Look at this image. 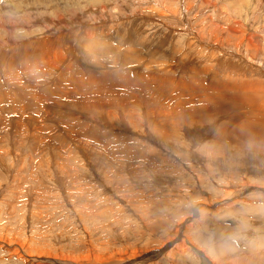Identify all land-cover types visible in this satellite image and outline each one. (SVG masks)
<instances>
[{"label": "rangeland", "instance_id": "1", "mask_svg": "<svg viewBox=\"0 0 264 264\" xmlns=\"http://www.w3.org/2000/svg\"><path fill=\"white\" fill-rule=\"evenodd\" d=\"M263 96L264 0H0V264H264Z\"/></svg>", "mask_w": 264, "mask_h": 264}, {"label": "bare ground", "instance_id": "2", "mask_svg": "<svg viewBox=\"0 0 264 264\" xmlns=\"http://www.w3.org/2000/svg\"><path fill=\"white\" fill-rule=\"evenodd\" d=\"M140 36V35H139ZM189 45V44H188ZM43 46V45H42ZM46 50V49H45ZM188 50V49H187ZM196 57V56H195ZM206 57V56H205ZM203 58H204V56H203ZM207 58V57H206ZM197 59V58H196ZM195 60V59H194ZM192 69V68H191ZM194 69V68H193ZM197 69V68H196ZM195 69V70H196ZM206 70V69H205ZM198 71V70H197ZM200 72V71H199ZM198 72V73H199ZM142 73V72H141ZM197 74V73H196ZM210 78H212V77H210ZM177 80V79H176ZM236 80V79H235ZM211 82V81H210ZM216 84V83H215ZM254 88V87H253ZM249 92V91H248ZM257 92H258V90H257ZM229 93V92H228ZM250 93V92H249ZM248 93V94H249ZM225 94V93H224ZM231 94V93H230ZM251 94V93H250ZM256 93H254L253 95H255ZM259 94V93H258ZM183 95V94H182ZM185 96H187V95H185ZM202 96V95H201ZM260 96V95H259ZM262 96V95H261ZM204 97V96H203ZM221 97V96H220ZM251 97V96H250ZM249 97V98H250ZM264 97V96H263ZM227 98V97H226ZM259 98V97H258ZM186 99V98H185ZM229 99V98H228ZM254 99V98H253ZM200 100H201V98H200ZM262 100V99H261ZM189 101V100H188ZM256 101V100H255ZM264 101V100H263ZM244 102H245V100H244ZM138 103V102H137ZM210 103V102H209ZM208 105V104H207ZM242 105V104H241ZM259 105V104H258ZM201 106V105H200ZM252 106V105H251ZM247 107V106H246ZM259 107V106H258ZM209 108V107H208ZM211 108V107H210ZM189 109V108H188ZM248 109V108H247ZM242 110V109H241ZM250 110V109H249ZM257 110V112H255V113H257L256 115L257 116H260V115H258L259 114V112H263L264 111V109H262V107L261 108H259V109H256ZM194 111V110H193ZM251 111H252V109H251ZM259 111V112H258ZM186 113L188 112V111H185ZM185 112H184V114H185ZM63 113V112H62ZM249 114H251L250 113V111L248 112ZM245 114H247L246 112H245ZM248 115V114H247ZM252 115V114H251ZM263 115V114H262ZM261 115V117H263ZM225 116H227V115H225ZM191 117V116H190ZM193 117V116H192ZM197 117V116H196ZM228 117V116H227ZM250 117V116H249ZM260 117V118H261ZM188 118V117H187ZM242 118V117H241ZM245 118V117H244ZM193 119V118H192ZM163 120V119H162ZM233 120V119H232ZM261 120V119H260ZM264 120V119H263ZM235 121V120H234ZM236 122H238L237 120H236ZM235 122V123H236ZM244 122H248V120H245ZM227 123H228V121H227ZM252 124V123H251ZM243 125V124H242ZM253 125V124H252ZM241 127V126H240ZM239 127V128H240ZM251 127H253V126H251ZM254 127H255V124H254ZM224 128V127H223ZM257 128V127H256ZM258 129V128H257ZM259 129H261L260 127H259ZM237 131L239 130V129H236ZM242 130H243V128H242ZM241 130V131H242ZM246 130V129H245ZM250 130V129H249ZM252 130H254V129H252ZM262 130V129H261ZM264 130V129H263ZM227 131V130H226ZM231 131V130H230ZM234 131V130H233ZM253 132V131H252ZM233 133V132H232ZM238 133V132H237ZM239 133H241V132H239ZM243 133H246V132H243ZM247 133H248V131H247ZM246 133V134H247ZM253 133H255V131L253 132ZM260 133V132H259ZM262 133V132H261ZM245 134V135H246ZM256 134V133H255ZM254 134V135H255ZM258 134V133H257ZM263 135V134H262ZM254 137H256V136H254ZM239 138H240V135H239ZM260 139V138H259ZM262 141H263V139H262ZM259 142V141H258ZM114 143V142H113ZM118 153V152H117ZM243 185V184H242ZM253 185V184H252ZM245 186V185H244ZM237 200V199H236ZM237 202V201H236ZM200 209H202V208H200ZM88 210V209H87ZM200 211V210H199ZM200 213V212H199ZM203 213H204V211H203ZM188 227V226H187ZM186 230H187V228H185ZM185 230V231H186ZM184 235V234H183ZM185 238V237H184ZM188 238H190V237H188ZM185 240H186V238H185ZM190 240V239H189ZM194 240V239H193ZM181 243V242H180ZM180 243H178V245L177 246H179V244ZM186 243V242H185ZM191 243V242H190ZM185 245V244H184ZM186 246V245H185ZM175 247V246H174ZM173 247V248H174ZM184 247V246H183ZM194 247H195V245H194ZM180 248H182V247H180ZM185 248V247H184ZM185 250V249H184ZM263 251V250H262ZM140 252V251H139ZM143 252V251H142ZM181 252V251H180ZM201 252V257L204 259V261H205V264H239L240 263V261H247L248 260V258L246 257L245 259H231L232 261H230V262H226V261H224V262H221V260H214V259H211V258H209L208 256H206L204 253L202 254V251L201 250H199V253ZM135 254H137L138 252L135 250V252H134ZM140 254V253H139ZM172 256V255H171ZM19 258V257H18ZM63 258V257H62ZM237 258V257H236ZM241 258V257H240ZM254 258V257H253ZM218 259V258H217ZM254 259H256V257L254 258ZM258 259V258H257ZM82 260V259H81ZM237 260H239V261H237Z\"/></svg>", "mask_w": 264, "mask_h": 264}]
</instances>
